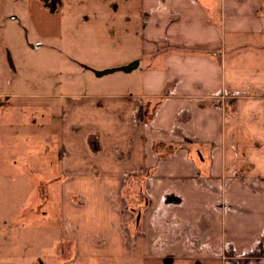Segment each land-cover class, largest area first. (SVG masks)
<instances>
[{"label":"crops","instance_id":"1","mask_svg":"<svg viewBox=\"0 0 264 264\" xmlns=\"http://www.w3.org/2000/svg\"><path fill=\"white\" fill-rule=\"evenodd\" d=\"M139 11V54L120 64L138 61L133 72L57 80L28 110L41 114L45 194L61 184L74 206L50 207L59 227L47 211L13 222L25 262L264 264V0H140Z\"/></svg>","mask_w":264,"mask_h":264},{"label":"rangeland","instance_id":"2","mask_svg":"<svg viewBox=\"0 0 264 264\" xmlns=\"http://www.w3.org/2000/svg\"><path fill=\"white\" fill-rule=\"evenodd\" d=\"M139 2L0 0V94L25 98L19 103L0 102V147H3L0 148V167H3L0 168V264H40L39 257H44L40 253H26L34 258L25 262L21 242L22 234L28 235L23 232L24 225L13 222H23L32 214L28 222L33 223L47 211L50 225L54 223L59 227L58 217L54 216V210H49L50 207L54 205L60 211L58 205L62 199L74 206L69 197L71 192L63 191L61 184H56L53 191L48 190L45 194L44 189H49L53 178L42 176L38 166V163L44 164L39 157L43 158L41 152L46 146L35 121L39 119L40 123L41 114L29 118L28 110L39 106L43 109L47 100L40 96L48 95L55 81L63 80L67 85L77 82L89 87L94 83L95 72L99 71L96 69L105 71L123 67L120 64L128 57L139 54L142 21ZM10 60H13V66L9 63L11 69ZM86 67H92V70L82 75L81 68ZM122 74L117 71L105 77ZM19 93L34 99L18 97ZM57 137L52 135L49 143ZM49 148L53 150L52 145ZM26 161L37 162V165L24 168ZM169 225L175 228L173 224ZM6 232L11 237L10 245ZM18 233H21L19 237ZM50 257L52 255H47L48 260Z\"/></svg>","mask_w":264,"mask_h":264},{"label":"water","instance_id":"3","mask_svg":"<svg viewBox=\"0 0 264 264\" xmlns=\"http://www.w3.org/2000/svg\"><path fill=\"white\" fill-rule=\"evenodd\" d=\"M138 65H139V62L134 61L131 64H129L127 66L120 67V68L109 69V70H105V71H96L95 74H96V76L101 77V76H104L107 74L115 73L117 71H122L125 73H131L138 67Z\"/></svg>","mask_w":264,"mask_h":264},{"label":"trees","instance_id":"4","mask_svg":"<svg viewBox=\"0 0 264 264\" xmlns=\"http://www.w3.org/2000/svg\"><path fill=\"white\" fill-rule=\"evenodd\" d=\"M9 63H11L12 66H13L12 60H10ZM123 195H124V192H123ZM127 199H128V197H127ZM127 202H128V208H129V210L135 211L134 208L131 206V204H130L131 202H129V199L127 200ZM141 210H143V209H141Z\"/></svg>","mask_w":264,"mask_h":264},{"label":"built area","instance_id":"5","mask_svg":"<svg viewBox=\"0 0 264 264\" xmlns=\"http://www.w3.org/2000/svg\"><path fill=\"white\" fill-rule=\"evenodd\" d=\"M37 47H39V45ZM230 257H232V256L230 255Z\"/></svg>","mask_w":264,"mask_h":264}]
</instances>
